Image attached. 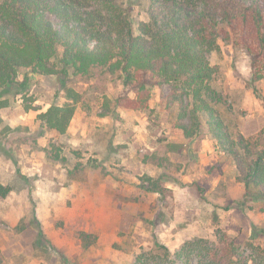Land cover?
I'll use <instances>...</instances> for the list:
<instances>
[{
  "label": "rangeland",
  "instance_id": "obj_1",
  "mask_svg": "<svg viewBox=\"0 0 264 264\" xmlns=\"http://www.w3.org/2000/svg\"><path fill=\"white\" fill-rule=\"evenodd\" d=\"M123 1L139 33L146 0ZM223 35L210 55L223 97L216 106L235 134L263 142L264 79L253 82L251 57ZM56 65L59 74L28 70L0 92V183L12 189L0 198V264H135L157 242L173 258L188 241L222 238L239 255L218 264H264V202L245 197L236 162L205 121L186 136L179 106L166 107L170 86L152 87L149 107L136 110L116 103L125 90L119 73ZM68 88L82 98L61 134L41 114L68 101ZM240 201L244 209H225ZM202 248L193 263L209 261Z\"/></svg>",
  "mask_w": 264,
  "mask_h": 264
},
{
  "label": "trees",
  "instance_id": "obj_2",
  "mask_svg": "<svg viewBox=\"0 0 264 264\" xmlns=\"http://www.w3.org/2000/svg\"><path fill=\"white\" fill-rule=\"evenodd\" d=\"M146 4L149 20L140 22L136 33L131 6L123 0H0V92L19 84L28 70L59 74L56 63L82 75L96 68L119 73L125 90L116 103L136 110L149 107L152 87L168 85L166 107L179 106L178 126L186 136L193 137L205 121L218 147L236 162L245 197L264 202V141L230 129L216 106L223 97L213 86L217 67L210 59L224 33V39L251 57L253 82L264 79V0ZM67 96L64 104L41 114L44 124L61 134L68 131L82 98L72 88ZM56 158H62L59 152ZM11 190L0 183V198ZM245 204L235 202L225 209H244ZM203 241L186 242L173 258L169 248L157 242L156 248L137 255L135 264H195L199 245L210 259L203 257L198 264H218L220 257L230 261L239 255L230 240L222 238L213 246Z\"/></svg>",
  "mask_w": 264,
  "mask_h": 264
}]
</instances>
